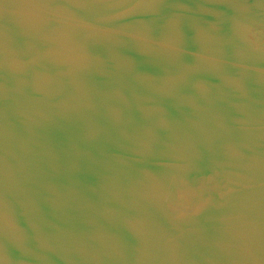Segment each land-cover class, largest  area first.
<instances>
[{
	"label": "water",
	"instance_id": "1",
	"mask_svg": "<svg viewBox=\"0 0 264 264\" xmlns=\"http://www.w3.org/2000/svg\"><path fill=\"white\" fill-rule=\"evenodd\" d=\"M0 264H264V0H0Z\"/></svg>",
	"mask_w": 264,
	"mask_h": 264
}]
</instances>
